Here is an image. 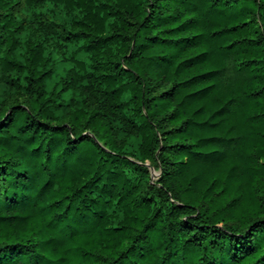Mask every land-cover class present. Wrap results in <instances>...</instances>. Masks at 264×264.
<instances>
[{"label": "trees", "instance_id": "16d2710c", "mask_svg": "<svg viewBox=\"0 0 264 264\" xmlns=\"http://www.w3.org/2000/svg\"><path fill=\"white\" fill-rule=\"evenodd\" d=\"M0 264H264V0H0Z\"/></svg>", "mask_w": 264, "mask_h": 264}, {"label": "rangeland", "instance_id": "374dc122", "mask_svg": "<svg viewBox=\"0 0 264 264\" xmlns=\"http://www.w3.org/2000/svg\"><path fill=\"white\" fill-rule=\"evenodd\" d=\"M26 12V11H25ZM29 13V12H27ZM33 38V35L29 30L24 29L20 32V41L21 44L25 45V43ZM45 55L50 60V65L52 67V76L47 81V88L49 90L56 89L60 90L61 82L67 76L70 69L72 68L74 59H84V55L80 54L73 58L68 50H58L51 41L46 39L45 41ZM64 98L70 97L69 93L63 94ZM129 145L132 149L136 150L139 145V139L136 137H131L129 139ZM154 170V173L151 172V181L154 182L159 177V171Z\"/></svg>", "mask_w": 264, "mask_h": 264}, {"label": "water", "instance_id": "95a60500", "mask_svg": "<svg viewBox=\"0 0 264 264\" xmlns=\"http://www.w3.org/2000/svg\"><path fill=\"white\" fill-rule=\"evenodd\" d=\"M146 165L149 167L150 171H151L152 173H154L153 168H152L149 164H146Z\"/></svg>", "mask_w": 264, "mask_h": 264}]
</instances>
